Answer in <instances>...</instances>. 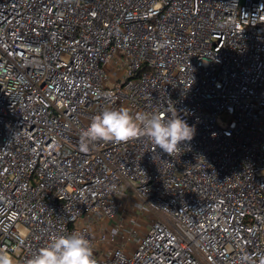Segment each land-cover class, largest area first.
Segmentation results:
<instances>
[{"label": "built area", "instance_id": "1", "mask_svg": "<svg viewBox=\"0 0 264 264\" xmlns=\"http://www.w3.org/2000/svg\"><path fill=\"white\" fill-rule=\"evenodd\" d=\"M120 107L195 135L82 151ZM123 187L151 218L135 246L110 225ZM73 231L97 264H262L264 0H0V250Z\"/></svg>", "mask_w": 264, "mask_h": 264}, {"label": "clouds", "instance_id": "2", "mask_svg": "<svg viewBox=\"0 0 264 264\" xmlns=\"http://www.w3.org/2000/svg\"><path fill=\"white\" fill-rule=\"evenodd\" d=\"M194 135L195 128L179 116L175 108L167 116L159 112L132 114L126 107L109 108L95 115L81 133L80 149L87 151L97 142L119 144L147 137L156 147L172 156L179 154L182 142L191 141ZM0 264H15V259L6 250H0ZM23 264H97V260L86 234L73 231L53 237Z\"/></svg>", "mask_w": 264, "mask_h": 264}, {"label": "rangeland", "instance_id": "3", "mask_svg": "<svg viewBox=\"0 0 264 264\" xmlns=\"http://www.w3.org/2000/svg\"><path fill=\"white\" fill-rule=\"evenodd\" d=\"M126 190L127 196L129 197L123 198L119 212L116 215V220H114L115 224L111 223L110 225H115L117 228H119V240L124 241L129 238L128 242L134 244L135 246L136 240L149 226L151 218H149L150 221L148 223L149 219L144 217L142 213L138 211L137 207H140L141 205L139 197H137L135 192L130 188H127ZM138 221L141 222L139 226L137 225ZM102 229H106V227H101V230Z\"/></svg>", "mask_w": 264, "mask_h": 264}, {"label": "crops", "instance_id": "4", "mask_svg": "<svg viewBox=\"0 0 264 264\" xmlns=\"http://www.w3.org/2000/svg\"><path fill=\"white\" fill-rule=\"evenodd\" d=\"M127 189V187H123L122 188V190H121V195L125 198V197H129V196H127V193H126V190Z\"/></svg>", "mask_w": 264, "mask_h": 264}]
</instances>
